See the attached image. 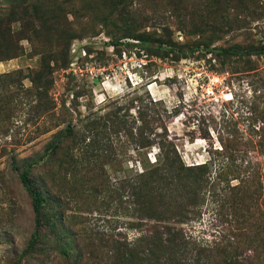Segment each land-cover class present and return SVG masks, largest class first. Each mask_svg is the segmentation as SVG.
Listing matches in <instances>:
<instances>
[{
    "label": "rangeland",
    "instance_id": "obj_1",
    "mask_svg": "<svg viewBox=\"0 0 264 264\" xmlns=\"http://www.w3.org/2000/svg\"><path fill=\"white\" fill-rule=\"evenodd\" d=\"M117 2L0 0V264L34 231L23 170L78 252H105L155 223L132 193L173 151L204 183L150 184L184 207L165 224L211 249L209 264H264V55L204 49L264 46V0ZM38 260L21 264H63L56 249Z\"/></svg>",
    "mask_w": 264,
    "mask_h": 264
},
{
    "label": "trees",
    "instance_id": "obj_2",
    "mask_svg": "<svg viewBox=\"0 0 264 264\" xmlns=\"http://www.w3.org/2000/svg\"><path fill=\"white\" fill-rule=\"evenodd\" d=\"M121 1L122 0H118L117 5H119ZM176 9L177 8H175V10ZM139 39L144 40L142 37ZM120 45L121 42L119 41L113 42V46L115 47ZM169 45L168 43V46ZM161 46L160 44V47ZM199 47L200 46H197L196 48L198 49ZM204 49L207 55H211V52L220 55H264V46L255 47L253 50L249 51L239 47L212 48V50L209 48ZM169 51V53H171L173 50ZM166 53L168 52L166 51ZM70 136L71 131L68 130L66 138L68 139ZM141 143V147L143 148L145 146L143 138ZM62 144L63 142H57L56 146L50 150V152H52L51 157H55L59 154L62 149ZM173 152L174 155L172 157L177 160L178 155L175 151ZM166 159H168V155H166L161 165L137 175L140 179V185L135 188L136 191L132 193L133 196L135 195V199L140 206V210L144 213V217L150 221L151 219L154 220L155 223L149 224L145 232L131 244L126 240L120 241L112 239V241H108L105 252H101L100 250L95 251L94 247L92 251L84 252V254L83 252L79 253L77 248L73 246V238L67 236L66 233L60 229V227H63L61 222H52L51 218L42 215L41 211L46 202L43 196H41L39 192L33 190L30 185L31 169L28 168L23 170L20 174V179L33 201L34 231L28 245L15 264H21L22 259H25L26 262L39 261L38 259L40 257L55 249L58 252V256L61 260L60 262H63V264H70L73 260V264H75V262L82 264L83 255L89 256L92 264H190V259H187V255L193 256L191 262H194V264H209L213 256L211 249L198 247V245L190 238H187L181 230H176L174 226L165 224V221H169L170 219L171 215L166 214L171 211L170 208L173 204H176L175 207H177L175 212H180L182 208H184L180 203L171 200L173 191L165 193L167 194V196H165L162 194L161 188H158V192H155L156 190L153 185H150L168 179L170 180L169 183L172 184L174 182V186H178L179 183H182L187 185L188 188L190 187V189L198 190L201 183H204L203 175L197 174L198 177H195V175L189 176L184 174L183 171L185 169L199 170L201 166H195L194 168L197 167L196 169H189L179 165L175 160L165 163ZM167 184L168 182L165 183V187ZM164 189L165 188H163V190ZM152 194L155 197L152 196ZM192 196L196 197L194 194ZM49 200L50 203H56L55 199ZM43 217L46 218L45 225L49 226L47 228L48 230L46 229L44 231V226H42L41 222ZM228 245L229 247L232 246L231 243ZM238 254L239 252L233 256L238 260L236 264H252V260H255L254 258H238L242 253ZM216 264H234V260L231 262L230 260L221 259L219 263Z\"/></svg>",
    "mask_w": 264,
    "mask_h": 264
}]
</instances>
